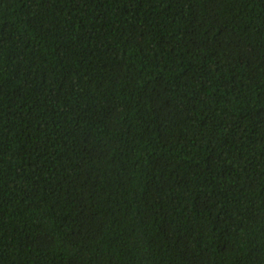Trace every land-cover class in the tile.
I'll list each match as a JSON object with an SVG mask.
<instances>
[{
	"label": "trees",
	"instance_id": "obj_1",
	"mask_svg": "<svg viewBox=\"0 0 264 264\" xmlns=\"http://www.w3.org/2000/svg\"><path fill=\"white\" fill-rule=\"evenodd\" d=\"M0 264H264V0H0Z\"/></svg>",
	"mask_w": 264,
	"mask_h": 264
}]
</instances>
